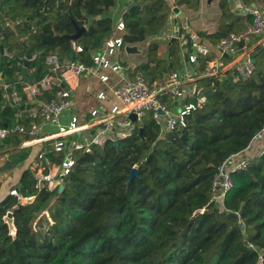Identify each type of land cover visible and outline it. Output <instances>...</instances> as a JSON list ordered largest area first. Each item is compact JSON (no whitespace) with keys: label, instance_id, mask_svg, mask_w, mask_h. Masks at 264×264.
I'll use <instances>...</instances> for the list:
<instances>
[{"label":"trees","instance_id":"obj_1","mask_svg":"<svg viewBox=\"0 0 264 264\" xmlns=\"http://www.w3.org/2000/svg\"><path fill=\"white\" fill-rule=\"evenodd\" d=\"M242 2L264 6V0ZM116 4L50 0L45 11L46 0H4L0 48L27 59L55 54L90 63L113 32ZM180 7L196 11L200 0H131L122 20L124 47L160 35ZM220 7L219 31L207 36L210 45L252 24L248 13H233L229 0ZM74 22L87 28L76 41L67 37L76 33ZM73 45L83 52L76 53ZM180 47L174 42L170 58L163 60L159 42H151L139 70L151 83L160 79V72L177 71ZM254 59L248 79L232 73L195 81L205 101L187 116L183 133L163 135L148 114L131 135L116 138L118 146L109 139L89 151L73 149L74 165L62 192L59 187L49 190L47 184L39 188L34 173L26 170L14 188L18 195L0 202V264H259L261 257L264 264V153L249 159L246 170L232 174L234 187L222 204L211 201L217 168L244 153L264 129L263 48ZM204 62L199 59L200 68ZM3 95L0 88V128L12 126L26 103L1 105ZM27 139L19 133L6 139L17 150L18 162L29 156L21 148ZM42 152L51 164L69 158L54 148ZM133 168L138 175L130 180ZM24 199L33 201L24 204ZM9 211L14 212L16 238L4 222ZM38 219L46 221V231L36 224Z\"/></svg>","mask_w":264,"mask_h":264},{"label":"crops","instance_id":"obj_2","mask_svg":"<svg viewBox=\"0 0 264 264\" xmlns=\"http://www.w3.org/2000/svg\"><path fill=\"white\" fill-rule=\"evenodd\" d=\"M3 1L4 0H0V6ZM130 1L131 0H117V4L112 13L115 27L108 39L120 36L116 26L119 22H122L123 14L127 10V4ZM221 2L222 0H200V7L196 11L184 7L177 8L180 10L183 18H180L174 12L170 17L169 25L160 35L149 39L147 42L138 45H131L137 46L139 53H127V46H125L118 49L115 55L108 56L111 64H118L121 67L116 71L113 70L112 67L107 69L98 68L95 73H84L78 78L70 72H64L62 74L56 73L62 80L65 88L70 91L73 103L71 108L61 116L60 123L62 126H69L72 118L77 117L79 126L85 127L92 121L93 111H98L100 115H108L114 107L121 108L118 117L119 122H117L114 127L108 129L105 125L97 124L89 130H84L77 135L67 137L65 139L66 146L63 153L69 154L70 158L75 145L83 142L87 143L93 137H98L100 141L105 143L109 139H114L116 137L124 138L132 134L137 124L133 123L129 118L130 114L134 113V106L130 105L124 107L115 97L114 90L118 87L125 86L138 73H142L139 68L146 64L148 47L153 41L159 42L160 48L158 54L163 60H168L170 58L172 44L176 41L179 42L181 46L178 54L180 58V67L177 71L173 72L186 73L190 70L189 72H191L194 77L192 80L184 81L183 87L186 90L187 95L192 96V93L196 90L195 81L200 79L199 75L201 70L200 68L198 69L197 66H187L186 44L188 43L190 33L195 32L199 35L201 42L211 48L213 55H219L218 51L215 49L216 44L210 45L207 42V36H211L219 31V25L223 15L220 7ZM229 3L235 15H238L241 12L247 13L244 8L245 4L242 0H229ZM261 8L264 12V6ZM107 40H105L104 45ZM104 45L101 51L92 54L91 59L94 55L103 52ZM250 49L252 51L256 49V52L257 50L262 49V47H259V43L256 41H253L250 45ZM5 51L6 50H4V52ZM9 53L13 56L11 59L16 61L14 68H17L18 71L9 74L7 77L0 74V80L4 83V86L0 87L4 91V100L1 105L13 106L11 93L14 90H18L26 96V93L28 92L27 89L31 85L42 80L49 73V67L45 65L44 59H37L34 62L30 60L31 57L27 59L26 55H23L20 52L15 51ZM1 56L2 54L0 52L1 61L9 59L4 56V60H2ZM168 74L169 73L162 74L160 72V79L156 82L165 79ZM102 76H107L108 81L103 82ZM101 94L105 96L104 99L99 98ZM43 101V97H27L25 107L16 116V121L21 120V123L25 127H31L32 125L38 127L37 135L27 136L28 139L21 146V148L29 150L30 152L26 160L18 162L17 150H15V148H9L6 140L0 141V202H2L11 191L18 186L23 173L28 169L34 173L39 188H43L45 184H47L50 190H55L57 187L63 185L64 177L62 176L61 165L51 164L48 159L41 161L38 158L43 150L47 151L54 148L57 141L55 138L58 137L57 135L59 133L58 126L50 125L40 117H33V114L35 115L38 112ZM188 102H191L190 98L188 99ZM167 103L171 105L169 100H167ZM179 106L180 105L177 104L172 105L171 110L173 113L178 114L180 111ZM128 121H130L131 126L126 125ZM141 122L142 119L139 120L138 123L141 124ZM15 123L16 122L13 121L11 125ZM162 133L163 135L166 133L165 126ZM256 141L258 140H254L251 147L243 153L250 159L257 157L264 152V147H262V145L254 146ZM9 163L11 164V167H8Z\"/></svg>","mask_w":264,"mask_h":264},{"label":"built area","instance_id":"obj_3","mask_svg":"<svg viewBox=\"0 0 264 264\" xmlns=\"http://www.w3.org/2000/svg\"><path fill=\"white\" fill-rule=\"evenodd\" d=\"M244 8L252 17V24L241 33H234L220 39L215 45V49L219 53L218 56L213 55L211 48L201 42L197 33H190V46L187 47L186 64L187 66H197L199 69V59H205L202 68H200V78H226L230 74L236 73L240 78L248 79L252 75L254 71L253 55L256 49L252 51L250 45L253 41H256L259 43V47L264 49V12L261 7L255 4ZM116 29L120 36L108 39L104 45L103 52L94 55L90 63L61 58L55 54L46 55L44 63L49 67V73L42 80L31 85L27 89L26 96L22 95L18 90H14L11 93L13 106L23 103V100L27 99V97L44 98L38 112L35 115L33 114V117H40L46 123L59 127L58 137L55 138L57 141L54 146L57 152L64 151L67 137L89 130L97 124L105 125L110 129L119 122L118 117L121 108L114 107L108 115H100L98 111H93L92 121L85 127L79 126L77 117L72 118L69 126H62L60 123L61 116L71 108L73 103L70 91L65 88L58 76V74L70 72L78 78L84 73H95L98 68L107 69L112 67L115 71L121 68L118 64H111L108 59V56L115 55L118 49L124 47V22H119ZM73 50L76 53L83 52V48L79 45H73ZM4 56L9 59L13 57L7 51L4 52ZM37 59H39V54H35L30 58L34 62ZM189 71L186 73L171 72L165 79L152 83L144 74L138 73L128 84L116 88L114 95L124 107L133 105L134 113H137L139 120L149 114L162 128L166 127V132L183 133L187 127V116L205 101V98L200 96V91L197 89L192 93V96L187 95L183 87L184 81L192 80L194 77ZM102 81H108V77L102 76ZM99 98L104 99L105 96L101 94ZM189 98L191 102H188ZM167 100L171 102V105L167 103ZM174 104L180 105L178 114L173 113L171 110ZM126 125L131 126L130 121ZM11 133L36 136L38 127L33 125L25 127L21 120H17L12 126L0 128V141H5ZM261 139H264V129L254 138V140ZM93 144L102 145L104 143L98 137H93L87 143L83 142L75 145L74 149L89 151ZM38 158L41 161L46 160V153H40ZM249 159L243 153H239L217 168L212 182V202L223 203L226 194L234 187L232 174L246 170L249 166ZM73 165L74 162L71 158L61 164L63 177L69 174ZM10 195H18V192L13 190ZM259 264H263L262 257Z\"/></svg>","mask_w":264,"mask_h":264},{"label":"water","instance_id":"obj_4","mask_svg":"<svg viewBox=\"0 0 264 264\" xmlns=\"http://www.w3.org/2000/svg\"><path fill=\"white\" fill-rule=\"evenodd\" d=\"M58 2L60 1H64V0H57ZM49 2L50 0H46V6H45V11L48 9V6H49ZM174 12L180 17V18H183V15L181 14L180 10L175 8L174 9ZM75 23V22H74ZM75 28H76V33L74 35H71V36H67L69 39H71L72 41H76L86 30L87 28L86 27H80L78 26L76 23H75ZM0 52L2 54V60H4V56H3V52H4V48L1 47L0 48ZM126 52L127 53H139V50H138V47L137 46H127L126 47ZM255 63V59L253 61ZM130 120L133 122V123H138L139 122V118H138V115L137 113H131L130 114ZM140 131V135L142 136L143 135V129L140 128L139 129ZM187 137V133L183 134V138H186ZM114 144L116 146H118V141L115 140L114 141ZM8 167H11V164L9 163L8 164ZM138 175V170L136 168H133L132 171H131V174H130V180H132L134 177H136ZM60 189V192H62L64 190V186L61 185L59 187ZM33 201V199H25L23 201V203H28V202H31ZM4 222L8 225L9 227V234L13 237V238H16V232H17V229H16V226H15V220H14V212L13 211H9L7 212V214L4 216Z\"/></svg>","mask_w":264,"mask_h":264},{"label":"rangeland","instance_id":"obj_5","mask_svg":"<svg viewBox=\"0 0 264 264\" xmlns=\"http://www.w3.org/2000/svg\"><path fill=\"white\" fill-rule=\"evenodd\" d=\"M15 65H16V61H14L12 59H5L4 61H1V58H0V74H2L5 77H7L9 74L14 73L15 71H18L17 68H14ZM3 86H4V83H3L2 80H0V87H3ZM116 138H117V140L120 139V137H116ZM116 138H114V140H116ZM263 141H264V139L256 141L254 146L262 145V147H264V142ZM261 153H262V151H261ZM49 190H50V188H49ZM46 217H48L50 219V221H52V217H51V215L49 213L46 214ZM36 224H38V225L41 224L43 229H45V231L47 230L46 221L44 219H40V220L38 219L36 221Z\"/></svg>","mask_w":264,"mask_h":264},{"label":"bare ground","instance_id":"obj_6","mask_svg":"<svg viewBox=\"0 0 264 264\" xmlns=\"http://www.w3.org/2000/svg\"><path fill=\"white\" fill-rule=\"evenodd\" d=\"M125 135H126V134H125ZM125 135H124V136H125ZM122 136H123V135H122Z\"/></svg>","mask_w":264,"mask_h":264}]
</instances>
